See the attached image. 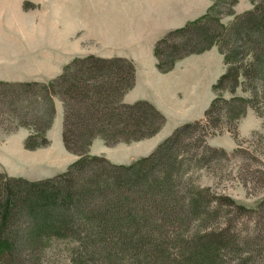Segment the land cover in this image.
<instances>
[{
	"label": "trees",
	"instance_id": "16d2710c",
	"mask_svg": "<svg viewBox=\"0 0 264 264\" xmlns=\"http://www.w3.org/2000/svg\"><path fill=\"white\" fill-rule=\"evenodd\" d=\"M200 23L171 29L157 41L162 70L214 42L212 36L206 40L210 27L199 30ZM243 24H264V2L238 17L239 39ZM135 70L128 57L89 54L74 58L49 82L0 79L4 129L26 125L46 139L57 95L64 103L65 143L81 151L67 171L48 178L0 171V264H226L223 251L238 235L228 224L219 231L212 225L226 214L229 199L181 184L189 164L184 138L202 121L176 127L155 151L129 165L86 153L96 136L114 144L153 135L163 126L165 115L151 101H123ZM24 216L30 218L26 224Z\"/></svg>",
	"mask_w": 264,
	"mask_h": 264
},
{
	"label": "rangeland",
	"instance_id": "374dc122",
	"mask_svg": "<svg viewBox=\"0 0 264 264\" xmlns=\"http://www.w3.org/2000/svg\"><path fill=\"white\" fill-rule=\"evenodd\" d=\"M259 2H264V0H212L207 12L183 25L198 21L201 22L200 26L202 27H198L199 30L206 26L210 27L211 35L206 40L212 36L214 42L209 44L203 38L200 44L206 42L207 48L185 53L181 57L193 52H207L211 57L208 62H206L207 59L205 62H201L200 66L208 63L210 71L207 74L212 78L214 73L215 79L212 84L203 88L206 84L204 83L201 87V89H209V100L205 110L200 116L187 121H204L203 123L206 125H202V122L195 125L188 136L184 138L187 144L184 154L189 164L187 171L183 172L184 178L181 184L191 182L195 188L222 193L229 199L230 203L223 205L226 214L215 219L212 225V229L219 231L225 224H228L229 228L234 229L238 235L237 240L226 251H223L226 256V264H264V24L258 26L243 24L240 27V39L234 32V24L238 17L245 15ZM36 6L34 3L32 7ZM24 8L27 9L25 4ZM34 40H37V37H34ZM98 42H100L98 39L81 42L79 36H71L73 49H91L98 46ZM21 49L24 52L19 54L32 51V48ZM3 51L1 50L0 53ZM7 51L5 49V57L6 54H17L15 49ZM95 55L100 56L99 54ZM179 58H176L175 62ZM68 63L64 65L62 72ZM61 73L44 82L51 81ZM203 92L206 93L204 90ZM57 100L62 101L60 96L56 95L54 98L55 108ZM211 106L212 110L206 116V110ZM175 128L173 127L168 133L165 132L166 134H161L159 139L157 138V145L151 147L149 152L137 155L136 158L132 156L134 158L131 157L132 160L130 157L126 160V157L122 159L126 162H113L104 154L100 155L105 156L113 163L129 165L140 157L155 151L157 146L164 142ZM157 132L147 137L118 141L114 144L104 141L116 150L113 154L122 152L116 148L120 142L127 143L128 146H125L127 149L135 148L136 151L149 146V144L145 146L138 141L150 138L149 141H146V143H150L153 141L151 137ZM33 134L34 130L30 126L19 125L6 130L0 125V171L8 176L38 180L67 171L81 156V151L73 150L65 143L67 151L74 153L75 158L65 170H61L66 166L68 160L65 159L61 150L56 153L54 148L57 146L56 143L51 145L47 135L45 139L42 133L35 134V136ZM97 137L104 139L101 136L95 138ZM28 138H30V144H27ZM93 140L87 147L86 153L99 155L91 153ZM58 147L59 149L63 148ZM50 151L53 156L55 155L53 159L48 158ZM56 169L61 171L56 172ZM24 218L21 222L26 224L30 218L27 216Z\"/></svg>",
	"mask_w": 264,
	"mask_h": 264
},
{
	"label": "crops",
	"instance_id": "0c3cea01",
	"mask_svg": "<svg viewBox=\"0 0 264 264\" xmlns=\"http://www.w3.org/2000/svg\"><path fill=\"white\" fill-rule=\"evenodd\" d=\"M25 1L0 0V51L4 50L0 53V79L47 81L77 56H125L135 63L136 75L124 101L150 100L166 117L163 128L151 137L152 142L146 143L150 138L138 141L145 146L149 144L147 148L135 151L120 142L116 148L122 152L113 154L116 150L97 137L91 146L92 154H104L113 162H126L128 157L146 154L157 145L161 134L195 119L205 110L209 89L201 87L204 83L203 88L212 84L215 77L214 73L212 78L207 74L208 63L203 66L200 63L206 59L208 62L211 56L207 52H193L179 58L166 71L158 66L155 46L169 30L207 12L212 0H28L37 6L27 9ZM71 36H79L81 42L92 39L100 42L91 49H73ZM34 37L37 40L33 41ZM21 48L32 51L19 54L24 52ZM5 49L7 52L15 49L17 54L5 57ZM56 108L46 135L51 145L56 143V153L61 150L68 160L61 169L65 170L75 155L65 146L61 100L56 101ZM54 156L50 151L48 158Z\"/></svg>",
	"mask_w": 264,
	"mask_h": 264
}]
</instances>
